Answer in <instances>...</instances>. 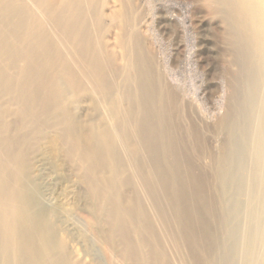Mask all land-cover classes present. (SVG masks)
<instances>
[{"label": "rangeland", "instance_id": "374dc122", "mask_svg": "<svg viewBox=\"0 0 264 264\" xmlns=\"http://www.w3.org/2000/svg\"><path fill=\"white\" fill-rule=\"evenodd\" d=\"M130 1L134 3L128 17L132 21L138 18L133 26L140 29L141 63L139 68L132 69L131 77L137 80L129 84L131 96L123 104V111L128 110L121 119L123 125L115 131V146L93 144L86 135L87 119L96 122L103 114L90 101L84 106H68L77 121L67 130L58 128L65 140L75 138L79 148L94 151L95 169L86 175L91 174L98 193L92 195L88 183L74 179L77 166L70 160L69 149L61 152L59 145L56 148L53 143H48L44 167L35 175L40 189L43 192L49 188L69 200H85L94 210H100L103 198L107 197L108 203L102 206L115 213L116 222L115 226L112 223L106 227L103 223L102 227H110L114 233L111 245L115 256H109L103 242L98 244V256L114 264L122 257L126 264H250L242 255L240 221L237 255L231 250L228 219L232 190L228 191L223 183L227 172L237 175L235 149L244 150L242 131L247 122L246 87L251 71L241 30L225 14L230 1L222 0V14L207 0ZM32 41L34 45L35 40ZM16 57L14 64L18 58L27 62L20 78L28 84V93L22 99L28 114L23 117L1 111L3 158L7 150L1 142L7 140L13 149H18L20 144L34 139L33 129L23 127L27 121L52 132L57 115L55 108L50 111L47 104L51 95L49 70L36 72L41 66L36 67L35 63L41 57L32 52L29 57L28 50ZM2 61L6 68H12V62L9 64L4 56ZM105 72L110 86L115 87L117 80L122 84L114 68L107 67ZM78 75L81 80L84 78L83 73ZM57 76L64 78V72L59 71ZM92 94L98 95L94 101H99L100 95ZM111 150L119 158L109 163ZM241 158L248 161L247 156ZM8 168L5 177L10 189H14L10 175L14 169ZM249 169L247 166L244 170L245 176ZM241 194L238 202L244 221L248 201L247 195ZM76 220L83 229H89L91 218L82 209L77 211ZM75 244L80 255H90L84 253L82 240L77 238ZM122 250L125 252L121 253ZM97 253L83 258L88 261Z\"/></svg>", "mask_w": 264, "mask_h": 264}, {"label": "bare ground", "instance_id": "6f19581e", "mask_svg": "<svg viewBox=\"0 0 264 264\" xmlns=\"http://www.w3.org/2000/svg\"><path fill=\"white\" fill-rule=\"evenodd\" d=\"M207 1L216 8L217 13H223L222 0ZM229 1L230 7H226L225 14L234 19L241 30L248 67L251 69L246 87L247 122L242 131L244 150L235 147L233 162L238 168L237 175L229 171L223 181L224 187L232 190L229 200V243L234 254L237 252L240 221L241 228L243 223L244 259L252 262L250 264H264V0ZM133 3L130 0H0V100H4L0 104V121L3 119L1 111L7 115L11 112L12 115L27 117L28 110L23 107L22 99L28 93V84L20 78L26 61L18 58L14 64L16 56L25 50H28L29 57L31 52L41 57L35 65L43 68H36V72L42 74L49 70L51 95L47 104L50 111L55 108L57 113L52 132L27 121L23 127L33 129L32 142L26 141L18 149H13V144L7 140L1 142L7 156L3 158L4 155H0V264H114L98 256L101 255L98 244L102 242L108 246L109 256H115L111 245L114 233L110 227L107 230L102 227L103 223L108 227L112 223L115 226L116 222L115 213L102 206L108 203L107 197L103 198L101 209L94 210L85 200H69L58 192L49 191V188L42 192L35 175L44 167L48 143H53L56 148L59 145L61 152L64 148L69 149V155H72L70 160L77 166V171L73 172L74 179L79 182L80 178L88 183L92 195L98 193L89 177L91 174L86 175L95 169L92 159L94 151L92 148H79V141L75 138L65 140L58 128L67 130L77 121L68 106H84L85 102L90 101L101 108L103 114L96 122L93 118L87 119L86 135L93 144L107 145L109 148L115 146V131L122 124L124 111L128 110L123 111L124 100L131 96L128 88L135 79L131 77L132 69L139 68L141 63V48L138 47L140 29L136 30L133 26L138 18L132 21L128 17ZM32 39L35 40L34 45ZM3 56L9 64L12 62L11 69L2 64ZM110 66L118 73L122 86L118 80L115 87L108 84L105 68ZM59 71L64 72V78L57 76ZM79 72L84 74L82 80L78 77ZM96 92L100 95L97 102L94 98L98 95L93 97L92 94ZM87 95H91V98ZM7 97L9 100H6ZM109 152V163L119 158L115 151ZM240 156H247L248 161ZM246 162H249L248 165ZM8 166L14 169L10 174L14 189H10L5 177L9 174ZM247 166L250 169L248 176H245ZM239 193L247 195L244 221L240 218L242 207L238 202ZM80 209L91 218L88 230L79 226L76 220ZM77 238L84 243L81 245L84 246V253L91 256L97 252L99 254L88 261L84 259L86 255H80L76 248ZM234 258L236 260L237 257ZM122 259L116 262L126 264Z\"/></svg>", "mask_w": 264, "mask_h": 264}]
</instances>
